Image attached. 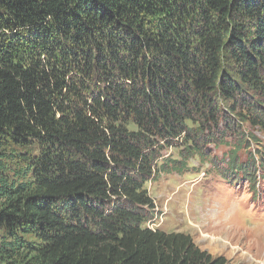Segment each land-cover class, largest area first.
Instances as JSON below:
<instances>
[{"label":"trees","instance_id":"trees-1","mask_svg":"<svg viewBox=\"0 0 264 264\" xmlns=\"http://www.w3.org/2000/svg\"><path fill=\"white\" fill-rule=\"evenodd\" d=\"M244 125L264 131V0H0V264H226L144 229L146 184L213 145L254 185Z\"/></svg>","mask_w":264,"mask_h":264},{"label":"rangeland","instance_id":"rangeland-1","mask_svg":"<svg viewBox=\"0 0 264 264\" xmlns=\"http://www.w3.org/2000/svg\"><path fill=\"white\" fill-rule=\"evenodd\" d=\"M243 129L259 144L238 151L244 164L248 153L264 152V131L246 125ZM173 147L162 150L161 158L179 162L181 146ZM205 149L209 158L194 156L184 163L183 171L159 173L148 181L154 216L144 228L187 234L198 249L212 257L223 256L226 264H264V181L228 183L220 171L228 170L230 148L208 145Z\"/></svg>","mask_w":264,"mask_h":264},{"label":"bare ground","instance_id":"bare-ground-1","mask_svg":"<svg viewBox=\"0 0 264 264\" xmlns=\"http://www.w3.org/2000/svg\"><path fill=\"white\" fill-rule=\"evenodd\" d=\"M152 230V229H151Z\"/></svg>","mask_w":264,"mask_h":264}]
</instances>
